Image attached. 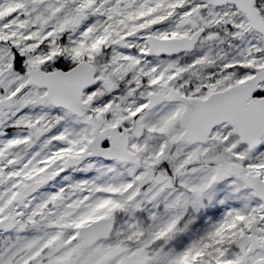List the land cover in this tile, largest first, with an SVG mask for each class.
<instances>
[{"label": "snow or ice", "instance_id": "6c2138e0", "mask_svg": "<svg viewBox=\"0 0 264 264\" xmlns=\"http://www.w3.org/2000/svg\"><path fill=\"white\" fill-rule=\"evenodd\" d=\"M0 264H264V0H0Z\"/></svg>", "mask_w": 264, "mask_h": 264}]
</instances>
